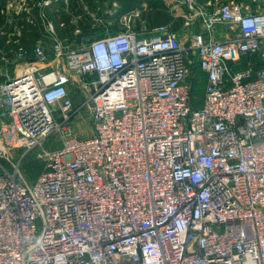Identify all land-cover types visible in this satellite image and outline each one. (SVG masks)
<instances>
[{"label": "built area", "instance_id": "built-area-1", "mask_svg": "<svg viewBox=\"0 0 264 264\" xmlns=\"http://www.w3.org/2000/svg\"><path fill=\"white\" fill-rule=\"evenodd\" d=\"M181 2L187 25L236 35L186 46L128 15L114 36L54 37L64 68L0 48V150L44 161L29 186L0 171V264H264V12Z\"/></svg>", "mask_w": 264, "mask_h": 264}, {"label": "rangeland", "instance_id": "rangeland-1", "mask_svg": "<svg viewBox=\"0 0 264 264\" xmlns=\"http://www.w3.org/2000/svg\"><path fill=\"white\" fill-rule=\"evenodd\" d=\"M52 1L53 0L31 1L32 4L29 8L30 13L35 14L37 12L38 21L34 24L32 23V25H25L22 27V32L28 35L29 40L27 46H13L9 50L3 49L4 51L12 52L21 47L32 50L39 45L38 43L42 38L43 45L41 46L44 48L48 58L47 65L54 68H64V61L54 60V37L63 41L66 45L80 46L89 39L106 38L124 31L123 18L128 15L118 13V4L115 0H58V7L60 8L58 12L55 13V10L44 12L42 9L45 8L46 5L51 4ZM195 1L199 7H201L200 4L204 2V0ZM228 1L230 0H210L209 2L212 6L216 3L219 6ZM239 1L237 2L248 5L252 9H261V11L264 12V0ZM207 11L211 13L210 9H207ZM198 20L202 23L201 18H198L197 21L194 20L189 25L186 23V27L198 23ZM114 21L119 24H114ZM61 24H64L65 26L62 27ZM220 26L226 30L228 29L225 25L221 24ZM77 27H80L79 32L75 31V28ZM177 28L182 32V25ZM17 64L18 63H14L11 66L15 68ZM203 87V84L196 87L194 93L196 100L195 106H200ZM71 94L74 101V107L78 110L73 121V127L79 137L88 138L92 135V124L89 114L84 110H79L82 95L78 90H73ZM56 145H58V143L45 146L49 147ZM41 153L42 148H36L28 152L20 149L0 150V171H16L19 182L29 186L37 178L38 174L44 167V161L40 157Z\"/></svg>", "mask_w": 264, "mask_h": 264}, {"label": "crops", "instance_id": "crops-1", "mask_svg": "<svg viewBox=\"0 0 264 264\" xmlns=\"http://www.w3.org/2000/svg\"><path fill=\"white\" fill-rule=\"evenodd\" d=\"M32 0H0V47L9 50L13 46H27L28 35L22 32V27L32 25L38 20L37 12L30 13ZM118 4V13L132 16V26L139 32H151L159 26H167L169 31L178 35L180 41L188 46L191 38L195 34H202L207 38L223 41L232 38L236 35V29H224L222 26H217L210 34L198 20V23L186 27V15L188 7L181 0H115ZM210 0H204L201 7L210 9L211 12L218 7L216 3L212 6ZM239 1V0H237ZM241 2V1H239ZM58 0H53L51 4L46 5L44 12L60 10ZM248 12H259L261 9H252L250 6L242 4ZM206 9V10H207ZM37 10V9H36ZM81 14V13H79ZM114 24H119L114 21ZM182 25V32L178 30V26ZM64 27V24H61ZM227 27V26H226ZM77 32L80 27L75 28ZM230 32H229V31ZM43 39L39 41V45H43ZM37 44V45H38ZM18 67V66H17ZM10 72L15 71L14 67L10 66Z\"/></svg>", "mask_w": 264, "mask_h": 264}]
</instances>
